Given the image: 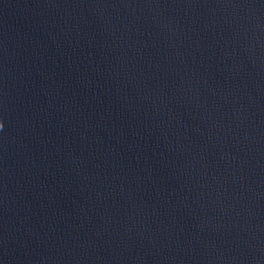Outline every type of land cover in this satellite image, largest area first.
<instances>
[{"label":"water","instance_id":"1","mask_svg":"<svg viewBox=\"0 0 264 264\" xmlns=\"http://www.w3.org/2000/svg\"><path fill=\"white\" fill-rule=\"evenodd\" d=\"M0 264H264V0H0Z\"/></svg>","mask_w":264,"mask_h":264}]
</instances>
